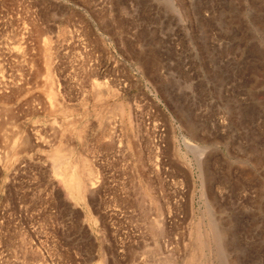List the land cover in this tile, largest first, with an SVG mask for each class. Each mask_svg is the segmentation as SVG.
<instances>
[{
  "label": "rangeland",
  "instance_id": "1",
  "mask_svg": "<svg viewBox=\"0 0 264 264\" xmlns=\"http://www.w3.org/2000/svg\"><path fill=\"white\" fill-rule=\"evenodd\" d=\"M200 263L264 264V0H0V264Z\"/></svg>",
  "mask_w": 264,
  "mask_h": 264
},
{
  "label": "bare ground",
  "instance_id": "2",
  "mask_svg": "<svg viewBox=\"0 0 264 264\" xmlns=\"http://www.w3.org/2000/svg\"><path fill=\"white\" fill-rule=\"evenodd\" d=\"M97 86V85H96ZM97 90V89H96ZM98 91V90H97ZM101 93V92H100ZM98 95H99V93H98ZM93 97V96H92ZM115 109V108H114ZM109 112V111H108ZM110 113V112H109ZM113 113V112H112ZM7 141V140H6ZM24 144H25V142H24ZM22 145V144H21ZM189 145V144H188ZM26 146H28V145H26ZM191 146V145H190ZM59 149H60V147H59ZM67 149V148H66ZM66 149H64V150H66ZM61 150V149H60ZM63 150V149H62ZM61 150V151H62ZM63 150V151H64ZM59 152V151H58ZM65 153L67 152V151H64ZM68 153H66V154H64V155H67ZM63 155V154H62ZM58 159V158H57ZM64 162V161H63ZM61 167V162H59V161H57V162H55L54 163V165H53V167H52V169H54L53 170V173H55L56 175H61V173H60V171H59V168ZM86 175H88V174H86ZM64 177H62V179H63ZM82 178H85V177H82ZM84 180H86V179H84ZM83 180V181H84ZM67 181V180H66ZM66 181H65V179H63V182L64 183H66ZM85 182V181H84ZM84 184H86V183H84ZM87 185V184H86ZM85 185V186H86ZM86 188V187H85ZM140 203V202H139ZM209 223H211L210 222V220H209V222L207 223V225L209 224ZM158 224V223H157ZM156 224V225H157ZM206 225V224H205ZM159 226V225H158ZM158 226L156 227V228H158ZM201 226V225H200ZM200 226H196V232H195V240H196V242H197V245H199L200 246V248L199 249H208V248H206L205 246H208V244H207V239L206 238H208V241L210 242V245H212V244H218L219 242H220V240H221V237H223L224 235V233L223 234H221V231L218 229V227L216 226V225H214L213 223L210 225L209 224V227L206 229V231H204L205 233H207L206 234V238H205V236H204V232L202 231V229H201V227ZM152 227V226H151ZM154 227V228H155ZM149 228V227H148ZM153 228V227H152ZM153 228V229H154ZM155 228V229H156ZM204 229V228H203ZM159 230H160V228H159ZM151 231V230H150ZM155 231V230H154ZM157 231V230H156ZM162 231V230H161ZM153 232V231H152ZM152 234V233H151ZM223 235V236H222ZM194 236V235H193ZM194 238V237H193ZM195 240H194V243H195ZM196 246V245H195ZM214 248H215V246H213ZM211 248H212V246H211ZM213 249V248H212ZM218 249H219V246H218ZM218 249H217V251H218ZM201 251H203V250H201ZM201 251H200V253H201ZM206 251V250H205ZM214 251V250H213ZM197 252V251H196ZM207 252V251H206ZM209 252V251H208ZM216 252V251H215ZM214 252V253H215ZM205 253V252H204ZM204 253H201V254H204ZM200 256H202V255H200ZM204 256V255H203ZM206 256H208V254L206 255ZM199 258H201V257H199ZM207 260H208V257L206 258ZM203 260V259H202ZM203 262V261H202ZM206 262V261H205ZM204 263V262H203ZM202 263V264H203ZM201 264V263H200Z\"/></svg>",
  "mask_w": 264,
  "mask_h": 264
}]
</instances>
